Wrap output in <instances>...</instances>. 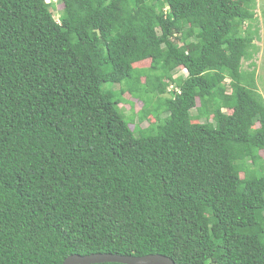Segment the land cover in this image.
<instances>
[{
  "label": "trees",
  "instance_id": "trees-1",
  "mask_svg": "<svg viewBox=\"0 0 264 264\" xmlns=\"http://www.w3.org/2000/svg\"><path fill=\"white\" fill-rule=\"evenodd\" d=\"M60 1L0 0V264H264L254 0Z\"/></svg>",
  "mask_w": 264,
  "mask_h": 264
},
{
  "label": "rangeland",
  "instance_id": "rangeland-1",
  "mask_svg": "<svg viewBox=\"0 0 264 264\" xmlns=\"http://www.w3.org/2000/svg\"><path fill=\"white\" fill-rule=\"evenodd\" d=\"M47 3H51L53 7L50 6V11L53 15V18L58 21V17L61 13L63 5L60 0H45ZM253 7V17L251 21H246L243 25V29H248L250 32L255 33L254 48L251 50V55L249 58H245L241 63V70L245 73H249L252 69H254V81L256 86V92L261 96L262 101L264 103V0H254ZM251 63H254V68L250 66ZM149 66L148 61H142L136 63L134 67L136 68H147ZM177 76H186V71L182 68H178L174 72V78ZM104 86L103 88H105ZM172 86H169L170 89ZM118 86L115 85L112 87L113 90L117 91ZM123 99H127L126 102L120 104L122 109L124 110L125 115H129L132 112L136 113L141 104L133 99H130L129 95L125 93L122 95ZM129 102V103H128ZM198 103V102H197ZM225 113H229L225 109L222 110ZM195 114V111H191V115ZM137 118L135 117L133 121H130L129 127L131 129L137 124ZM154 120L150 118V122ZM197 122H203V120H199ZM148 123L144 122L141 124V127H145ZM256 127V125L254 126ZM260 155L264 157L263 151L260 152Z\"/></svg>",
  "mask_w": 264,
  "mask_h": 264
},
{
  "label": "water",
  "instance_id": "water-1",
  "mask_svg": "<svg viewBox=\"0 0 264 264\" xmlns=\"http://www.w3.org/2000/svg\"><path fill=\"white\" fill-rule=\"evenodd\" d=\"M101 263H119V264H174L169 258L150 254L140 257L122 256L116 254H90L86 256L71 255L61 264H101Z\"/></svg>",
  "mask_w": 264,
  "mask_h": 264
}]
</instances>
